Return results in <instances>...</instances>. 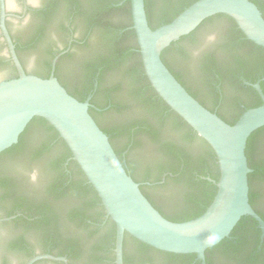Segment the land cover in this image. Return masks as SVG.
Segmentation results:
<instances>
[{
	"label": "trees",
	"instance_id": "obj_1",
	"mask_svg": "<svg viewBox=\"0 0 264 264\" xmlns=\"http://www.w3.org/2000/svg\"><path fill=\"white\" fill-rule=\"evenodd\" d=\"M195 1L197 0H144L149 27L156 29L169 23ZM250 1L257 6L264 19V0ZM87 4H84L83 0H46L45 10L38 14L42 24L36 29L35 37L27 42L28 46L21 47L18 44L20 41L11 36L21 64L24 65V62L20 53L33 47L35 41H40L51 26H56L57 21L58 27L66 32L68 31L65 29V21L69 20L72 24L76 18L84 20L88 34L95 28L101 29L102 40L97 44L92 57L71 65L67 74L74 75L78 67L87 78L88 90H91L93 83L96 82V95H100L98 106L104 109L100 119L109 122V125L105 126L96 119L97 125L108 136L110 142L112 138L123 140L120 148L114 143L113 145L115 153L128 149L126 157L133 156V160L127 161L129 170L125 168L132 179L144 178L154 182L160 181L162 175L166 174L164 184L182 185L178 196L175 192H170L159 199L160 202L179 203L180 208L171 216L161 215L174 223L199 217L210 205L216 193L215 184L208 180L218 179L214 153L150 86L144 75L136 35L132 29L130 0H88ZM221 18L228 24L225 43L216 49L203 52L196 60H190L191 57L181 43L193 38L204 24ZM89 35L84 37L86 39L84 46L89 44ZM0 48L6 49L1 36ZM51 59L52 56L41 71L43 78L49 76ZM161 59L191 96L196 94L186 84L185 79L192 80L204 89L217 78H221L225 72L235 74L243 71L242 74L247 77L249 73L244 71L246 65L256 68L257 73H261L259 77L264 76V48L247 40L235 23L224 15H216L203 21L190 34L167 47L162 52ZM5 64L11 66L13 78L17 77L10 60L6 57L0 58V66ZM123 66H126L123 77L131 88L129 93L145 110L147 116L124 119L117 123L110 113L117 110L122 116L127 107L116 104L113 101V94L120 91L123 86L119 83L114 85L108 83L111 73ZM254 79L250 81L253 83ZM260 87L264 94V81L260 83ZM245 89L250 91L245 101L246 107L236 111L232 120L226 122L229 125H233L245 110L258 107L262 103L254 89L251 87ZM73 95L79 101H83L86 96L80 92ZM101 100L104 103H101ZM235 102L237 103V100ZM89 113L93 114L94 110L89 109ZM140 134L147 137L148 144L144 145L139 141ZM58 149L60 154L55 156L54 153ZM245 156L248 167L252 170L248 174L249 203L264 219V211L259 209V206L264 207V127L248 138ZM68 157H71V154L66 145L46 121L35 117L28 123L18 142L0 153V169L2 172H12L17 168L30 170L35 167L42 172L43 182L36 187L38 191L36 190L35 198L31 202L18 199L8 206L3 217L19 213L21 215L4 224H15L17 229L25 233L39 232L44 226L54 222L53 225H57L61 230L56 234L64 243L61 254L67 255L68 264H114L115 226L108 217L105 218L106 214L97 194L87 183L77 164L72 159L66 161ZM119 159L121 161V158ZM0 184L4 182L0 181ZM139 188L145 196L146 193ZM147 200L160 213L156 203L149 198ZM48 212L50 218L47 217ZM256 225L252 218L241 217L228 238L205 251L206 264H211L214 257L234 261L242 250L250 254L256 253L261 234ZM77 229L81 232H77ZM20 238L21 236L17 241L19 248L23 244ZM260 247L263 252L264 241ZM195 258L193 254L176 255L161 252L129 235L124 237V264L145 262L188 264ZM195 264H200V261L195 260Z\"/></svg>",
	"mask_w": 264,
	"mask_h": 264
},
{
	"label": "water",
	"instance_id": "obj_2",
	"mask_svg": "<svg viewBox=\"0 0 264 264\" xmlns=\"http://www.w3.org/2000/svg\"><path fill=\"white\" fill-rule=\"evenodd\" d=\"M28 1L33 6H40L46 0ZM83 1L88 5V0ZM22 4V0H0V36L6 46V49L0 48V58H8L17 74L13 78L9 64L0 66V153L18 142L20 134L33 118L46 121L66 145L71 159L97 194L106 217L115 226L114 264H124L125 235L161 252L193 254L201 264H205V251L228 238L243 216L252 218L257 223L261 236H264V221L249 203L248 174L252 170L248 167L245 156L248 138L264 127V94L259 82L252 87L258 94L261 105L245 110L233 125H229L191 96L161 59L162 52L173 42L190 34L203 21L216 15L230 18L247 40L264 48V19L254 3L250 0H197L169 23L151 29L147 22L144 0H130L132 29L136 35L144 75L158 97L210 147L216 159L218 179L213 181L208 178L216 186L210 205L199 217L182 223L166 220L151 205L141 192L139 184L127 173L108 136L89 113V103L70 95L54 76L58 56L51 63L48 78L26 74L6 26L8 17L20 18L9 11H20ZM68 22L66 20L65 24L68 25ZM227 25L225 19H216L199 28L193 38L183 41L181 46L191 57L190 60H196L203 52L219 47ZM9 28L15 39L25 41L28 27L21 28L11 19ZM72 28L78 38L90 34L89 44L77 52L79 61L92 57L97 44L101 43L102 30L95 28L88 34V28L81 18L72 22ZM68 38V32L59 29L57 25L51 26L47 31V40L52 47L63 46ZM67 50L68 48L59 56ZM21 57L29 70H43L38 65L37 49L24 51ZM172 67L178 71L175 65L172 64ZM125 70L126 66H123L113 71L108 83L123 86L113 94L116 104L127 107L122 116L117 110L110 113L117 123L124 119L147 116L129 93L131 88L123 77ZM185 82L195 94L208 102L202 87L190 79H185ZM101 103L104 101L101 100ZM120 105L118 106L121 107ZM99 120L103 125H109L108 121ZM138 139L144 145L149 143L143 134L138 135ZM122 143L123 140L115 139L117 147L120 148ZM54 154L59 155L60 149ZM170 186L176 196L183 188L178 184ZM259 209L264 211V207L259 206ZM15 218L16 216L0 218V222ZM10 229L11 226L6 227V230ZM76 231L81 232L78 229ZM30 242L34 249L41 248L42 244L35 237H31ZM23 257L24 254L20 252L0 251V262L7 264H18ZM40 260L66 263L63 257L40 254L33 256L25 264H34Z\"/></svg>",
	"mask_w": 264,
	"mask_h": 264
},
{
	"label": "flooded vegetation",
	"instance_id": "obj_3",
	"mask_svg": "<svg viewBox=\"0 0 264 264\" xmlns=\"http://www.w3.org/2000/svg\"><path fill=\"white\" fill-rule=\"evenodd\" d=\"M6 1V0H5ZM22 9L20 11L10 12L14 15L20 16V18L8 17L6 19V26L9 30L10 35L15 39L13 36L10 28H9V21L12 19L17 24V26L21 28L28 27L27 38L25 41L18 43L21 47L28 46V41L35 37V31L42 24L41 17L38 15L39 12L45 10L44 5L45 2L40 6H33L30 4L28 0H22ZM57 21L56 18H54ZM58 26L59 22H55ZM69 24H65V29L68 31L69 38L67 42L61 47H52L50 42L47 40V33L40 41H35V45L28 50L33 49L38 50V65L41 69L45 68L46 62L48 61L49 57L52 56L51 63L55 57L58 56L56 63H55V72L57 70V79L60 84L67 90L69 94H71L74 98L78 100V98L73 95L74 93L80 92L82 94H86L85 98L81 102H88L90 107L89 109H93L94 113L91 114L95 122L97 123L96 119H100L101 114L103 113L104 109L100 108L99 105V98L100 95H96V82L93 83V88L91 90L87 89V78L84 76L83 72L78 70L74 75H68V70L71 65L75 63H79V53L78 50L84 48V43L86 41L85 38H78L73 31L71 22ZM61 29L60 27H58ZM17 40V39H16ZM226 39H224L221 43H225ZM17 43V42H16ZM67 52L60 55L59 54L67 49ZM23 51V52H24ZM22 53V52H21ZM20 53V55H21ZM81 60V59H80ZM51 63H50V71H51ZM23 68L28 75L37 76L43 78L41 71H31L29 70L26 65H23ZM245 70L248 74H242V72L229 74L227 72L222 75L221 78H217V80L213 81L209 84V87L204 88L203 92L206 94V98L208 102L200 98L197 94L193 96L200 104H202L205 108L209 111L215 113L219 118H221L224 122L231 121L236 111L239 109L243 110L246 107L245 101L249 97L250 91L245 89L246 87H252L253 84L259 82V85L262 81H264V76L259 77L261 73H257V69L253 66L246 65ZM50 75V72H49ZM60 76V78H58ZM49 77V76H48ZM249 78V79H248ZM254 82L252 83V79ZM251 80V81H250ZM244 88V89H241ZM70 90V91H69ZM74 92V93H73ZM256 92V91H255ZM73 93V94H72ZM191 94V93H190ZM258 95V94H257ZM237 100V103L235 102ZM107 109V108H106ZM98 124V123H97ZM99 126V125H98ZM100 127V126H99ZM119 138V137H118ZM117 139V138H115ZM115 139L112 138L111 146L115 151ZM116 146V144H115ZM116 152V151H115ZM128 153V149L121 151L120 153H116L125 168L129 170L127 161L133 160V156L126 157ZM71 157H68L66 161H70ZM166 174H163L160 181L150 182L144 178H134L133 180L139 184V187L146 193L147 199L152 200L156 203V206L160 209V214H164L165 216H171L176 210L180 208L179 203L175 202H160L162 196H167L168 193L172 192L170 184H164ZM133 178V177H132ZM42 172L37 169L33 168L30 170L17 168L12 172H2L0 169V181H3L4 184H0V218H7L3 217V215L8 210V206L13 203V201L18 199H25L32 201L36 195V187L39 186L43 181ZM38 191V190H37ZM169 211V212H168ZM50 218L49 212L47 213ZM21 214L11 215V216H20ZM10 217V216H8ZM106 218V216H105ZM16 219V218H15ZM13 219V220H15ZM0 222V251L5 250L8 253H23L24 257L18 264H25L30 258L40 254H49L54 257H63L66 260V263L60 261H51V260H40L35 262L34 264H41V263H48V264H68L67 255L61 254V248L64 244L60 238L57 236L56 233H59L60 228L57 225H53V223L44 226L42 230L39 232L36 231H27L23 233L21 230L17 229L15 224H4L10 221ZM32 220V219H29ZM264 221V219H262ZM102 225V224H100ZM7 226H11V229L8 231L6 230ZM258 228V226H255ZM259 229V228H258ZM61 231V230H60ZM261 233V232H260ZM21 236V240L23 244L20 246L17 245V241L19 240L18 237ZM35 237L39 240L42 244L41 248L36 250L32 247L30 238ZM260 241L259 246L256 248V253L250 254V252L246 250H242L237 254V257L234 261L229 260H221L218 257L212 258L211 264H264V251L262 252L260 245L264 241V236L262 237L260 234ZM28 256H31L28 258ZM195 260H197L195 258ZM195 260L188 263V264H195ZM0 264H7L4 262H0ZM75 264V263H72ZM143 264H152L150 262H145ZM201 264V263H200ZM206 264V262H205Z\"/></svg>",
	"mask_w": 264,
	"mask_h": 264
}]
</instances>
